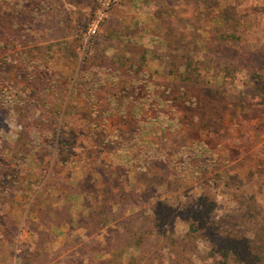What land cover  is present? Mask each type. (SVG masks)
Instances as JSON below:
<instances>
[{"label":"rangeland","instance_id":"rangeland-1","mask_svg":"<svg viewBox=\"0 0 264 264\" xmlns=\"http://www.w3.org/2000/svg\"><path fill=\"white\" fill-rule=\"evenodd\" d=\"M0 9L18 10L36 42L26 55L0 53V264H103L114 235L91 232L88 218L104 191L109 203L131 194L142 209L201 196L232 228L264 229V96L253 83L264 77V0H0ZM142 49L152 52L145 60ZM172 50L190 56V70L182 60L174 68L197 85L169 73ZM85 59L120 66L81 72ZM183 89L207 101L151 97ZM17 142L29 156L11 167L15 178L40 196L27 218L19 183L2 185L1 147ZM186 230L176 217L165 233ZM256 246L264 257V241ZM209 251L199 242L189 264H212Z\"/></svg>","mask_w":264,"mask_h":264},{"label":"trees","instance_id":"trees-1","mask_svg":"<svg viewBox=\"0 0 264 264\" xmlns=\"http://www.w3.org/2000/svg\"><path fill=\"white\" fill-rule=\"evenodd\" d=\"M22 15L18 10L5 11L0 9V53L7 54L9 52L16 53L17 55H26L31 51L30 45L35 44L32 42L33 37L29 35L28 31L24 32L19 26L18 20H21ZM216 32L215 30H213ZM227 37V36H225ZM224 36L220 34L216 38L217 42L222 45L224 43ZM215 40V38H214ZM142 55L139 59L145 60L146 57L152 52L147 49H142ZM172 55H169V73L174 77H179L181 82L185 84L197 85L199 83V76L190 71L183 74L181 71H177L174 68L177 65V61L182 60L174 56V50ZM103 56L93 57V61L97 63L103 59ZM190 56L183 59L184 70L191 68L189 62ZM92 59L88 61L85 59L80 65L81 72L90 70H96L97 72L107 69L110 73H114V69H118L120 65L111 60H103V66L100 64L92 65ZM140 60L139 66L133 63L127 68V73L132 71L138 72L145 67V62ZM179 63V62H178ZM108 64L107 66H105ZM110 66V67H108ZM123 66V65H122ZM96 67V68H95ZM121 69H124L121 67ZM175 69V71H173ZM121 71V70H118ZM136 75V74H135ZM137 76V75H136ZM95 78V77H94ZM254 87L257 90L261 89V95L264 96V77L255 73L253 78ZM96 80V79H95ZM98 83L93 82L90 84V88L97 87ZM91 91V90H90ZM182 93L175 94L171 90L160 92L158 95L154 94L152 98H158V102L161 105H170L172 103L179 102L181 96L189 95V93L183 89ZM259 93V92H258ZM189 100L185 102L186 105H195L198 103H205L207 100L192 98L189 95ZM148 101V98H147ZM195 101V102H194ZM194 103V104H193ZM154 127V123H151ZM192 131H198L201 128L196 125L190 126ZM191 131V130H190ZM57 137V138H56ZM57 142L56 148H67L69 140H62L59 136H55ZM59 142V144H58ZM32 143V141H30ZM6 148L1 147V150L6 149L9 156L3 155V170H2V185L8 183H19L20 188L23 189L24 196L31 199V203L26 207V218L32 212V207L40 202V196L37 194L32 198L33 192L29 184L26 183V179L19 180L15 178L13 165H18V158L23 156L27 159L29 156V148L25 149L19 142L14 145L3 143ZM145 158V164H149L153 158L148 156ZM4 157H8L7 160ZM150 158V159H149ZM25 185V186H24ZM107 191L102 194L101 200L97 204H93V212L89 216V229L94 233L107 232V234L114 235L111 242L106 243L107 248L110 250L106 253V258L102 260L103 264H154L155 260H159L158 264L167 262L168 264H189L191 259L197 255L198 244L201 241H210V251L207 254V258L211 259L212 264H264V257L260 256L257 252V243L264 241V229L262 231L254 230L252 237L247 235L248 230H240L232 228L227 222L216 219L215 215V202H207L209 199L199 197L196 201L190 200L185 205H170L162 207L160 203H154L153 205L142 209L137 204L128 203V198H132V195L123 197L117 195L112 200V203L108 202ZM122 197L127 201V204L121 202ZM117 200V201H116ZM131 201V200H129ZM99 204V205H98ZM124 205V206H123ZM119 207L118 212H114L113 208ZM25 213V212H24ZM22 211V214H24ZM179 217L187 228L185 234L181 238H173L170 235H166L165 228ZM245 219H242V224L245 225ZM66 222V221H63ZM60 223V225L63 224ZM69 219L66 223H71ZM94 251V250H93ZM164 254H167L168 260L164 258ZM217 254V255H216ZM219 257L217 261L215 258ZM127 259V261H125ZM216 260V261H215ZM99 264V263H97Z\"/></svg>","mask_w":264,"mask_h":264}]
</instances>
